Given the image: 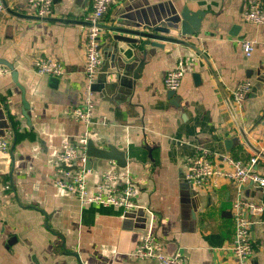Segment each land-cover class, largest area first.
Wrapping results in <instances>:
<instances>
[{"label":"crops","instance_id":"0c3cea01","mask_svg":"<svg viewBox=\"0 0 264 264\" xmlns=\"http://www.w3.org/2000/svg\"><path fill=\"white\" fill-rule=\"evenodd\" d=\"M26 1L6 0L27 13ZM245 1L117 0L108 8L104 25L135 28L163 24L183 7L203 11L188 41L206 58L171 41L143 53L138 43L115 40V30H100L96 122L87 129L94 145L114 146L125 164L91 156L87 189L93 192L114 162L131 175L136 189L137 206L126 213L120 206L84 203L56 183L55 157L63 140L79 138L86 127L68 110L83 97L87 25L18 17L0 0V58L13 65L29 105L26 116L11 69L0 73V136L11 142L8 153H0V264H157L129 255L145 229L161 239L165 253L181 251L187 264H235L230 249L235 184L221 178L194 188L183 174L186 157L197 145L242 160L255 156L253 167L264 174V157L245 143L229 107L231 103L248 140L264 152V23L243 20ZM53 4L52 16L85 20L92 0ZM244 40L253 42L249 56L241 46ZM37 55L61 60L64 73H37L31 67ZM179 60L185 61V72L168 97L163 76ZM246 80L250 89L237 106L232 90ZM101 117L105 120L98 122ZM242 194L263 199L251 183ZM251 238V264H264V225L254 223Z\"/></svg>","mask_w":264,"mask_h":264},{"label":"built area","instance_id":"2783aa9c","mask_svg":"<svg viewBox=\"0 0 264 264\" xmlns=\"http://www.w3.org/2000/svg\"><path fill=\"white\" fill-rule=\"evenodd\" d=\"M117 0H92V5L84 19L90 24L86 26L83 41L84 49V85L83 97L80 105L70 107L68 113L76 120L85 124L79 138L75 140L64 139L61 149L55 157L58 176L56 183L65 190L74 193L82 202H96L102 205H115L123 207L126 213L136 205V194L132 177L127 172L119 171L114 162L109 169L103 171L100 180L93 192L87 189V175L93 169L90 157L86 152L89 140L88 125L96 122L93 117L95 106L94 83L102 62L99 34L102 19L108 8ZM54 0H27L24 10L27 13L39 16H52ZM1 8V7H0ZM243 20L256 24L264 23V0H246L242 11ZM243 52L249 56L253 50V42L244 40L241 43ZM31 67L39 74L60 76L65 71L64 63L51 55H37L31 60ZM10 68L0 65V73L9 72ZM185 72V61L179 60L175 67L165 72L163 85L166 89L176 90ZM249 80L240 82L232 90V100L241 106L250 89ZM101 117L98 122L104 121ZM182 142H187L186 140ZM11 142L8 138L0 136V153H8ZM256 157L242 160L227 154H219L205 146L197 145L196 149L186 157V168L183 174L191 187L205 186L214 179H227L235 184L236 194L231 203V214L234 224L231 252L235 264H251L254 252V243L251 238L252 225H264V174L254 169ZM246 183L261 189L263 199L253 200L245 198L242 187ZM134 258H146L157 264H187L186 257L181 251L172 254L162 249L161 239L149 229L143 230L139 235L137 245L129 252Z\"/></svg>","mask_w":264,"mask_h":264},{"label":"water","instance_id":"95a60500","mask_svg":"<svg viewBox=\"0 0 264 264\" xmlns=\"http://www.w3.org/2000/svg\"><path fill=\"white\" fill-rule=\"evenodd\" d=\"M1 1H2V6L4 7V9H6V11L18 17L38 19V20H48V21L84 23L86 25L90 24L87 20L63 18V17H57V16H39V15L30 14V13L20 12V11L14 10V8L9 6L6 0H1ZM202 14H203V11H191L187 7H183L181 11L174 13L169 18L165 19L166 22L163 24L161 23V24L145 25L142 28L126 27L123 25H119L116 27H108L104 25L103 23H100L99 26L101 29L110 28L118 32L119 34L114 35L115 40L125 41V42L132 43V44L138 43L140 50H142L143 53L146 52L150 46H160L161 47L163 45L162 41H171V42H178V43L185 44L204 56L202 51H200V49L197 46H195L193 43L188 41L191 35L196 33L199 27V24H200L199 17ZM173 32H175L176 34L179 33L183 37L175 36L174 35L175 33ZM120 33H125L130 36H134V37L123 36ZM184 37H187V38H184ZM204 58L206 57L204 56ZM0 63L7 65L11 69V75L13 77V80L22 90V104L24 107L23 113L24 115L28 116L27 110H28L29 105L24 98L23 87L17 82L16 70L13 68V65L5 59L0 58ZM194 76L196 79L199 78L198 73H195ZM174 92L175 90L169 89L167 93L168 97H171L174 94ZM2 103H3V100H2ZM229 107L232 113L234 114V117L238 124L239 133L241 137L243 138V140L245 141V143L248 145V147L252 151H254L256 155L264 157V152L258 149L257 147H255L248 140L243 127L239 123L233 111V107L231 103H229ZM6 110L8 111V109ZM86 152L89 157L95 156V157H100V158L116 159L118 165L123 166L125 164V157L122 154V152L120 151L121 153H117V149L112 145H110L108 149L100 148L94 145L92 140L89 139L86 145Z\"/></svg>","mask_w":264,"mask_h":264}]
</instances>
